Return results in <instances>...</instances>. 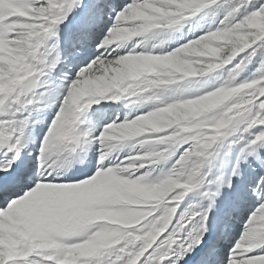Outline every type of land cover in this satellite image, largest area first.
<instances>
[{"label":"snow or ice","instance_id":"snow-or-ice-1","mask_svg":"<svg viewBox=\"0 0 264 264\" xmlns=\"http://www.w3.org/2000/svg\"><path fill=\"white\" fill-rule=\"evenodd\" d=\"M0 264H264V0H0Z\"/></svg>","mask_w":264,"mask_h":264}]
</instances>
